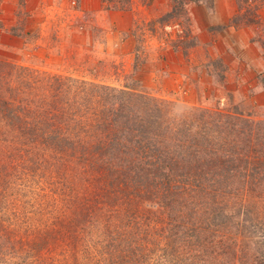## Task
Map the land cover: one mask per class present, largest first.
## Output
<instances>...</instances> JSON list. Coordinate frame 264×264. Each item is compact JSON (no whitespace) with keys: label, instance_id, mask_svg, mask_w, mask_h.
<instances>
[{"label":"rangeland","instance_id":"rangeland-1","mask_svg":"<svg viewBox=\"0 0 264 264\" xmlns=\"http://www.w3.org/2000/svg\"><path fill=\"white\" fill-rule=\"evenodd\" d=\"M105 1V8H97L98 5L92 0L88 3L84 0H14L9 4L15 11L6 14L9 16L4 19L7 27L0 23V30L5 32L0 34V78H5L9 92L17 95L16 106L23 105V102L29 105L39 102V110L45 115L58 111L59 116L49 117L51 125L60 128V125L68 123L67 126H70L69 123L73 125L76 121L85 122L77 110L78 103L83 105L82 109L94 106L91 95L96 91L94 84H99L116 90L142 92L160 102L169 103L170 110L165 114L168 120L182 119V116L186 117L184 115L191 117L199 108L240 114L242 125L240 121H235V125L227 128L229 140L237 134L236 129L241 134L251 128L259 131L257 137L260 141L264 140V21L257 15V0H238L241 13L230 21V24L252 25L253 42L259 45L255 49H260L257 58L253 55L255 53H247L251 49L244 47V36L235 37L240 45L231 37L233 44H237L235 48L226 38L219 40V32L227 25L222 21L212 25V21L217 20L211 13L213 0H187L183 5L173 0H161L140 8L137 13L142 17L131 21L116 19L113 14L120 8L129 7L130 0ZM144 1L147 0H138L142 5H145ZM134 3L137 5L136 1ZM195 4L198 7L206 5L209 9L195 11V7L191 6ZM213 13L217 14L215 11ZM235 58L236 64L233 65ZM244 58H251L254 64H244ZM81 82L89 84V88L84 89ZM125 98L127 95L117 96L119 103L115 104L119 106L124 102L125 105ZM112 101L116 100L111 99L110 105ZM70 116L75 122L70 121ZM244 118L249 121L244 123ZM172 128L175 132L173 125ZM75 129L78 130L76 124ZM169 136H165L166 142L181 144L190 135L181 133ZM94 140L92 138L90 142ZM6 142L1 140L0 148ZM77 157L79 155H75ZM66 159L50 153L40 155L39 152L32 155L24 153L20 157L14 152L10 155L0 154V163L6 165L8 174L0 192L2 264H26L29 255L25 250L30 247L29 242L36 244L35 249L42 250L39 253L33 248L37 253L36 259H39V255L55 256L58 257L57 262L62 264L65 257H73L84 259L79 264H86L89 261V258L86 259L87 250L95 253L99 246L95 247L81 225L73 226L75 232L57 228L68 219L73 221L75 216L78 217L80 198L89 193L93 180L95 186L100 187L105 206L98 207L105 217H101L103 213L99 215L92 230H98L100 237L109 242L114 236L121 238L123 229L131 227L135 221L138 228L135 230H141L143 235L137 243L138 253L135 251L137 256H133L134 262L140 256L139 264H163L161 254L172 257L173 253H161L160 250L164 243L158 235L157 223H161L160 219L165 218L166 214L161 212V205L151 204L154 196L149 180H143L133 192L124 185L119 192H115L113 187L104 184V171L94 158H89L93 168L82 174L76 168L78 164ZM262 161L264 152L261 160L252 164L256 165L254 172L246 168L229 172L230 180L225 183V190H244L243 178L238 175L256 173L258 177L254 189L258 197L248 195L242 207L236 205L239 210L228 217L229 220L216 218L215 221L221 224L220 229L225 233L218 232L216 237L211 236L212 243L204 242L200 246L183 243L186 246L183 264H186V260L205 264V253L211 254L208 263L215 259V264H250L256 252L264 249ZM242 165L248 166L249 163ZM136 191V196L146 201L144 204L132 202V195ZM226 198L227 195L220 202H226ZM240 199L241 195H237L234 202L242 204L244 199ZM107 208L114 209L111 216L106 215ZM208 215L202 214L201 220L194 221L205 226ZM55 224H58L55 234L53 231L45 239L47 231H52L48 226L54 227ZM240 225L242 232L237 229ZM207 229L205 237L211 235V228L208 226ZM4 230H7L6 234ZM9 232L18 241L15 245V242L9 241ZM251 238L258 239L259 243L253 245ZM76 240L80 241L75 244ZM21 241L25 244L22 245ZM218 241L231 244L230 252L220 250ZM238 243L246 245L242 253L234 252ZM42 244L52 250L39 247ZM170 262H174V257L166 260L167 264ZM28 264L36 263L31 261Z\"/></svg>","mask_w":264,"mask_h":264},{"label":"trees","instance_id":"trees-1","mask_svg":"<svg viewBox=\"0 0 264 264\" xmlns=\"http://www.w3.org/2000/svg\"><path fill=\"white\" fill-rule=\"evenodd\" d=\"M173 1H177L179 5L187 2V0ZM81 84L84 89L89 88V84L85 82ZM94 86L96 91L91 95L94 106L89 105L82 109L83 105L78 103L77 110L83 115L85 122H75L70 116V121L78 126L76 131L75 124L71 123H69L70 126H67L68 123L64 124L65 126L60 125V128L51 125L49 117L59 116L58 111L54 110L45 115L39 110V102H34L32 105L23 102V105L16 106L17 95L10 93L7 80L0 78V130L4 128L0 133V141H7L4 147L0 148V154L9 153L10 155L14 152L20 157L24 153H30V155L33 152H39L40 155L50 153V155L67 158V162L78 164L76 168L81 174L90 172L93 166L89 158H94L98 167L104 171L102 172L104 184L113 187L115 192H119L124 186L132 189L133 192L143 180H149L154 196L151 204L161 205V212L166 214L165 218L160 219L161 223H157L158 235L164 243L162 247L160 246V250L161 253H173L172 257L161 254L163 264H167L166 260H171L173 257L174 262L168 264H183L182 257L186 253V246L183 243L191 242L194 246H200L204 242L212 243L211 236L216 237L218 232H224L220 229L221 224L215 219L223 217V221L229 220L228 217L239 210L236 205L242 207L248 195L258 197L254 189L258 177L255 176L256 173L238 175L243 178L244 190L237 188L225 190L223 187L230 180L229 172L233 169L246 168L247 171L254 172L256 165L252 164L257 163V160L260 161L263 156L264 140L260 141L257 137L259 131L255 132L252 128L247 133L241 134L239 129L235 128L237 134L229 140L227 128L235 125V121H240L242 125L241 116L237 113L199 108L191 117L184 115L186 117L182 116V119L168 120L165 114L170 110L169 103L160 102L157 98L142 92L116 90L99 84ZM119 95H127L125 105H123L124 102H121L119 106L115 104L119 103L116 99ZM111 99L116 100L112 101V105H110ZM172 105L175 104L172 103ZM118 114L121 116L120 122L119 116H115ZM247 120L249 121L244 118L243 122ZM181 133L190 135L185 142L175 144L165 141L166 135ZM92 138L95 139L94 142H90ZM45 146H47L46 149L43 148ZM75 155L79 157L75 158ZM246 163L249 165H242ZM6 172V165L0 163V192L7 181ZM99 188L95 186L94 180L91 181L89 193L84 196L79 195L81 198L78 217L75 216L73 221L68 219L57 230L63 228L72 229L75 232L74 225L82 226L81 228L87 236L91 237L95 247L99 246L95 253L87 250L86 259L89 258V261L86 264L90 261H93L90 264H139L140 256L138 261H133V256H137L135 251L138 253L137 243L141 241L140 236L143 235L141 230H135L137 222L134 221L131 227L123 229L121 238L114 236L109 242L105 241L104 237H100L98 230L96 232L92 230L100 218L99 215L104 214L98 207L105 206ZM136 195L137 191L132 195V202L139 201L143 204L146 202ZM225 195H227V201L220 202ZM237 195H241L240 200L244 199L242 204L234 202V197ZM94 205L97 207L95 208ZM105 212L106 215L111 216L114 209L107 208ZM206 213L209 214L206 218L208 224L206 223L205 226L202 223L196 224L194 220H201V215ZM101 217L104 218L105 214ZM210 223H214L213 227ZM57 225L48 226L52 231H47L45 239L53 231L55 234ZM208 226L211 228V235L205 237ZM237 229L242 232V225ZM6 231L4 230L5 234ZM7 236L9 241L15 242L14 245L18 242L10 232ZM79 241L76 240L75 244ZM251 241L252 244L259 243L256 238H251ZM21 242L22 245L25 244ZM47 243L50 245V241L47 240ZM29 245L30 247L27 245L28 249L25 250L30 257H26V264L31 261L36 264L38 262L39 264L58 263V257L55 256L41 257L39 255V259H36L37 253L33 250L36 244L29 242ZM217 245L220 250L227 252H230L232 247L231 244L223 241H218ZM243 246L241 243L236 244L237 250L234 252L242 253ZM39 247L50 249L48 245L43 244ZM263 250L256 252L250 264H264ZM41 251L39 250V253ZM45 252L43 253L46 254ZM33 253L36 254L32 257ZM204 255V261L207 262L205 264H211V262L215 264V259L208 263L211 254ZM83 256L85 257V252ZM82 260L84 259L65 257L62 264H79ZM2 261L3 258L0 257V264L3 263ZM10 264L21 263L10 262ZM186 264L194 263L186 260Z\"/></svg>","mask_w":264,"mask_h":264},{"label":"crops","instance_id":"crops-1","mask_svg":"<svg viewBox=\"0 0 264 264\" xmlns=\"http://www.w3.org/2000/svg\"><path fill=\"white\" fill-rule=\"evenodd\" d=\"M3 1V0H2ZM0 0V3L2 2ZM42 1H46V0H42ZM83 1V0H82ZM90 0H84L85 3H88ZM95 2V4H97V8L105 5L106 1L105 0H92ZM134 1L137 2V5H134ZM161 0H147L146 2L144 1V4L145 5H142L138 2V0H130V6L127 7V8H120L117 13H113L115 15V18L116 19H121V20H125V19H130L133 20V19H137V18H140L142 17L141 15L139 16V14L137 13L138 10H140V8L142 7H145L147 4H156V3H159ZM258 1V2H257ZM256 2L259 3V10H257V15L260 19H262V21H264V0H257ZM76 2V1H75ZM10 3H14V0H4L0 6V23L5 25L6 27L8 26L7 24H5V21L4 19H7L9 18L8 15L6 14H9L10 12H14L12 10V7L9 6ZM251 3V2H250ZM214 5V9H211V13H212V16H216V21H212V25H215V24H218L220 23H224L227 25V27L225 29H223L221 32H219V35L218 37L220 38L219 40H222V38H226L227 41L229 42V44L233 45V47L235 48L234 45H237V44H233V40H231L232 36L234 37V40H235V43H238L239 44V39H235L236 35H241V36H244L245 38V42L243 43L244 47H248L247 50L251 49V51H247L248 52H253L255 54V58H257V55L260 54L259 50L255 49L256 46H259L257 44V42H253L254 39H253V28H252V25H248V24H245V25H238V24H230V21L231 19H233V17H235L237 14H240L241 13V10L239 8V1L238 0H213V4ZM192 7H195V11L196 9H205L206 11H208V7L206 5H201L198 7V5H191ZM105 8V6H103ZM217 12L216 13H213V12ZM195 13V18L198 19V15ZM224 20H221L223 19ZM133 22V21H132ZM5 32H2L0 30V34H3ZM225 36V37H224ZM240 45V44H239ZM257 50V51H255ZM251 58H252V56ZM249 56V57H250ZM262 57V55H261ZM249 58L248 60L246 58H244V64H248V65H252L254 64V62ZM254 58V59H255ZM246 59V60H245ZM236 64V58L233 62V65Z\"/></svg>","mask_w":264,"mask_h":264}]
</instances>
